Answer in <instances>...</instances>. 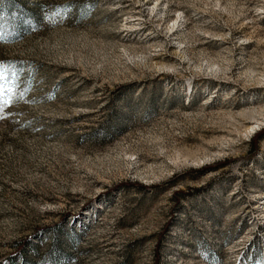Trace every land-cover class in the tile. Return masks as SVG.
Segmentation results:
<instances>
[{
  "label": "rangeland",
  "instance_id": "1",
  "mask_svg": "<svg viewBox=\"0 0 264 264\" xmlns=\"http://www.w3.org/2000/svg\"><path fill=\"white\" fill-rule=\"evenodd\" d=\"M0 71V264H264V0H0Z\"/></svg>",
  "mask_w": 264,
  "mask_h": 264
},
{
  "label": "snow or ice",
  "instance_id": "2",
  "mask_svg": "<svg viewBox=\"0 0 264 264\" xmlns=\"http://www.w3.org/2000/svg\"><path fill=\"white\" fill-rule=\"evenodd\" d=\"M18 87V79L14 76L5 75L0 71V111L8 106L14 99V89ZM24 93L19 94V98L23 99Z\"/></svg>",
  "mask_w": 264,
  "mask_h": 264
},
{
  "label": "trees",
  "instance_id": "3",
  "mask_svg": "<svg viewBox=\"0 0 264 264\" xmlns=\"http://www.w3.org/2000/svg\"><path fill=\"white\" fill-rule=\"evenodd\" d=\"M263 132V129H260L257 133H255V137L253 136L250 140V145H251V155H253L256 150H257V144H256V140H254V138H257V135H259V133Z\"/></svg>",
  "mask_w": 264,
  "mask_h": 264
}]
</instances>
